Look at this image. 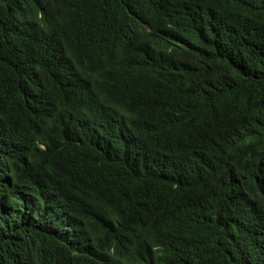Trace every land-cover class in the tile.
<instances>
[{"label": "trees", "instance_id": "obj_1", "mask_svg": "<svg viewBox=\"0 0 264 264\" xmlns=\"http://www.w3.org/2000/svg\"><path fill=\"white\" fill-rule=\"evenodd\" d=\"M0 264H264V0H0Z\"/></svg>", "mask_w": 264, "mask_h": 264}]
</instances>
